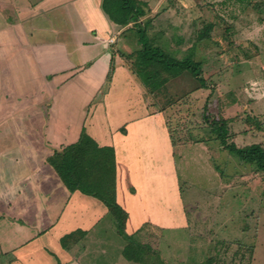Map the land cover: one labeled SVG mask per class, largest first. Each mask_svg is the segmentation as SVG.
<instances>
[{
  "label": "crops",
  "instance_id": "0c3cea01",
  "mask_svg": "<svg viewBox=\"0 0 264 264\" xmlns=\"http://www.w3.org/2000/svg\"><path fill=\"white\" fill-rule=\"evenodd\" d=\"M102 3L0 0V255L12 264H95L107 253L108 207L71 191L49 161L83 130L114 148L129 234L144 224L189 226L167 111L156 101L162 95L150 93L128 63L134 43L141 48L134 21L117 25ZM166 88L175 99L204 89L187 71ZM80 229L79 240L62 243Z\"/></svg>",
  "mask_w": 264,
  "mask_h": 264
},
{
  "label": "rangeland",
  "instance_id": "374dc122",
  "mask_svg": "<svg viewBox=\"0 0 264 264\" xmlns=\"http://www.w3.org/2000/svg\"><path fill=\"white\" fill-rule=\"evenodd\" d=\"M146 1L149 15L140 22L147 23L153 43L172 56L201 59L207 82L171 103L165 96L155 99L166 109L176 141L189 226L148 227L141 237L152 247L145 251L148 264H264V170L244 165L211 140L202 114L209 100L210 109L227 120L229 143L264 148V0ZM209 23L210 38L198 40ZM112 220L108 215L102 223L107 237L101 244L108 247L102 249L109 255L101 253L95 264L128 262L116 247L123 239L110 227ZM109 240L115 243L111 251ZM6 263L0 255V264Z\"/></svg>",
  "mask_w": 264,
  "mask_h": 264
},
{
  "label": "trees",
  "instance_id": "16d2710c",
  "mask_svg": "<svg viewBox=\"0 0 264 264\" xmlns=\"http://www.w3.org/2000/svg\"><path fill=\"white\" fill-rule=\"evenodd\" d=\"M102 6L110 20L117 25H127L134 21L133 28L136 27V30H134L138 34L141 48L128 54L127 59L131 69L150 93L154 96L161 94L169 98L170 103L178 100L168 94L166 83L185 71L197 79L201 87L205 88L207 86L201 59H196L191 55L183 58L172 56L160 45L153 43L147 32V23L141 24L140 22V17L146 16L149 12L146 0H103ZM212 28L213 23L206 24L198 31L197 39L200 41L209 39ZM113 71L114 62L112 60L102 90L105 91L108 88ZM210 105L209 100H207L202 112L206 126L209 128V138L220 143L244 165L248 164L252 167L255 166L258 170H264L263 146L260 143L247 146H237L234 142L229 143L227 120L219 113L211 110ZM162 109L165 108L162 106ZM165 114L168 118L167 112ZM122 130L125 131V128H122ZM202 140L208 141V139ZM172 142L175 146L176 141L173 135ZM49 161L71 191L80 190L85 194L97 197L108 207L109 213L114 218L117 232L125 241L122 249L123 256L132 262L148 264L150 260L147 258L145 251L146 249H152V247L144 242L141 237L145 231L147 232L150 224H144L132 234L126 231L125 225L128 212L116 198L117 176L114 148L112 146H100L94 138L83 130L77 142L61 149H55ZM85 234V230H77L74 233L65 235L62 238V243L65 244L71 237H76L79 240ZM9 260L7 258L6 264H12ZM59 264L64 263L60 262Z\"/></svg>",
  "mask_w": 264,
  "mask_h": 264
}]
</instances>
